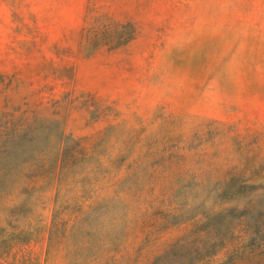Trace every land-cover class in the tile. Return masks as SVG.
Wrapping results in <instances>:
<instances>
[{"label":"rangeland","instance_id":"rangeland-1","mask_svg":"<svg viewBox=\"0 0 264 264\" xmlns=\"http://www.w3.org/2000/svg\"><path fill=\"white\" fill-rule=\"evenodd\" d=\"M0 264H264V0H0Z\"/></svg>","mask_w":264,"mask_h":264}]
</instances>
